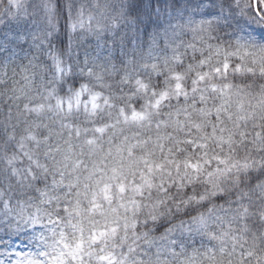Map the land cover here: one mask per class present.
I'll return each mask as SVG.
<instances>
[{
	"label": "clouds",
	"instance_id": "clouds-1",
	"mask_svg": "<svg viewBox=\"0 0 264 264\" xmlns=\"http://www.w3.org/2000/svg\"><path fill=\"white\" fill-rule=\"evenodd\" d=\"M0 264H264V0H0Z\"/></svg>",
	"mask_w": 264,
	"mask_h": 264
}]
</instances>
